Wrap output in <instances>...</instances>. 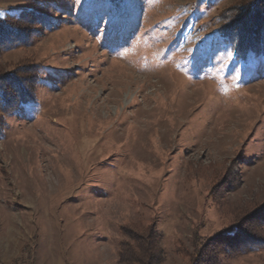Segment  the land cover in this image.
Listing matches in <instances>:
<instances>
[{
	"label": "rangeland",
	"instance_id": "374dc122",
	"mask_svg": "<svg viewBox=\"0 0 264 264\" xmlns=\"http://www.w3.org/2000/svg\"><path fill=\"white\" fill-rule=\"evenodd\" d=\"M34 4L48 24L0 57L5 72L42 67L35 101L2 116L0 264H123L126 232L150 229L163 264H189L264 219V54L219 35L235 0H0V12ZM220 260L264 264V241Z\"/></svg>",
	"mask_w": 264,
	"mask_h": 264
},
{
	"label": "trees",
	"instance_id": "16d2710c",
	"mask_svg": "<svg viewBox=\"0 0 264 264\" xmlns=\"http://www.w3.org/2000/svg\"><path fill=\"white\" fill-rule=\"evenodd\" d=\"M101 1L111 4L118 2ZM3 14L5 13L0 12V57L4 52L30 46L42 31V27L48 24V18L51 19L50 15L48 17V7L42 4H34L29 9L7 16ZM219 18L227 22L221 26L219 35L228 39L231 36L237 47L247 53L259 51L264 54V0H235L232 8L221 13ZM41 71L42 67L38 63L15 67L6 72L0 65V137L5 128L2 116L12 114L21 106L30 105L35 101ZM259 211L203 244L189 264H221L220 255L228 257L257 248L264 241L256 235L258 230L264 229V219L259 215ZM126 233L135 245L121 243V263L163 264L164 252L158 245L153 229H150L146 236Z\"/></svg>",
	"mask_w": 264,
	"mask_h": 264
}]
</instances>
